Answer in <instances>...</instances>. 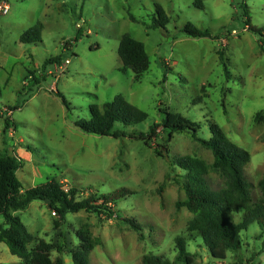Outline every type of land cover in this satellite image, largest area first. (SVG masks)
I'll list each match as a JSON object with an SVG mask.
<instances>
[{
    "label": "rangeland",
    "instance_id": "obj_1",
    "mask_svg": "<svg viewBox=\"0 0 264 264\" xmlns=\"http://www.w3.org/2000/svg\"><path fill=\"white\" fill-rule=\"evenodd\" d=\"M195 1L6 0L9 12L0 17V154L23 160L16 172L23 189L56 179L64 189L76 188L77 200L122 188L132 192L112 207L115 217L80 211L68 213L63 224L46 202L32 201L15 213L33 236L29 252L39 240L57 243L62 231L71 241L87 228L97 240L89 264H143L144 257L152 256L185 264L176 261L174 242L187 236L193 215L175 206L185 194L174 180L181 172L170 161L190 156L210 165L213 157L188 132L169 137L158 130L148 146L130 137L147 135L166 109L197 122L201 128L195 137L210 138L209 124L215 123L247 151L244 177L252 185L253 202L259 200L257 184L264 176V0H200L202 8ZM155 5L169 18L165 28L150 27ZM186 23L208 30L211 38L186 36L181 32ZM36 26H41L40 40L20 42ZM123 35L141 42L148 57V69L137 82L117 54ZM55 58L57 62H48ZM118 95L147 115L135 125L115 123L113 129L125 136L86 134L75 126V121L89 119L90 105L102 110ZM206 180L212 190L224 183L215 172ZM233 216L238 223L242 212ZM124 217L134 218L142 232L120 220ZM240 239L241 248L227 251L223 260L212 259L200 238L188 242L187 250L193 264H264L260 227L250 224ZM50 255L52 260L59 256L55 251ZM61 257L63 264H73L70 254ZM0 264L22 260L0 242Z\"/></svg>",
    "mask_w": 264,
    "mask_h": 264
},
{
    "label": "trees",
    "instance_id": "obj_2",
    "mask_svg": "<svg viewBox=\"0 0 264 264\" xmlns=\"http://www.w3.org/2000/svg\"><path fill=\"white\" fill-rule=\"evenodd\" d=\"M6 0H0V2ZM195 6L202 8L200 0L195 1ZM155 15L150 27L165 28L169 18L163 9L155 5ZM130 19L134 20L132 16ZM249 20L246 19V25ZM252 27H249L251 29ZM41 26H36L20 36V42L30 43L40 40ZM181 32L192 38H204L211 35L208 30L198 29L192 23H186ZM118 57L123 68H130L134 73V81L147 71L149 62L144 45L123 35L117 49ZM57 62V58L48 62ZM226 69V67H225ZM227 71V70H225ZM35 80V79H34ZM37 83V80L34 81ZM2 91L0 87V98ZM62 104L69 111V105L63 97ZM5 110H13L11 107ZM90 117L88 120L79 119L75 126L86 134L97 136H110L120 138L125 136L121 131L114 130L115 123L124 126L135 125L143 122L147 115L143 111L128 103L122 96H116L110 103L104 104L100 110L96 105L89 106ZM164 117L159 123H154L149 128L147 135H130L139 138L148 146L149 142L159 136L158 130L168 133L188 132L201 147L211 152L213 161L210 165L204 161L190 156H176L170 161V167L177 169L174 180L182 185L185 199L176 202V207H184L193 218L187 225V236H177L174 242L176 261L193 264L192 256L187 250V243L200 238L202 245L207 249L210 257L223 260L227 251L236 252L241 248L240 233L247 227L256 223L264 236V176L258 181L260 197L258 201L252 200V185L244 177V167L250 161V154L232 143L215 123L209 124L210 138L199 139L195 137L200 130L197 122L191 121L178 113L163 110ZM8 126V123L6 124ZM159 156L162 152L156 150ZM23 160L0 154V242L7 245L9 252L22 260V264H63L61 255L68 253L73 264H89L88 257L97 245V240L90 238L87 228L77 231L74 240L67 241L65 234L59 233L57 243H47L39 240L29 252L27 244L33 240L16 212L24 210L32 201L46 202L48 208L60 222L65 221L68 213L83 211L106 219L115 217L112 207L116 202L130 195L132 192L122 188L110 194L98 195L90 193L86 198L76 199V188L64 189L61 181L50 179L37 186L23 189L16 177V172L21 167ZM210 172L218 173L224 183L219 190H212L206 180ZM242 212L241 221L236 223L233 214ZM118 218V217H117ZM141 233L142 226L134 218L120 219ZM63 222L61 224H63ZM60 224V223H59ZM57 226V225H56ZM59 256L51 259V252ZM143 264H172L161 256L144 257Z\"/></svg>",
    "mask_w": 264,
    "mask_h": 264
},
{
    "label": "built area",
    "instance_id": "obj_3",
    "mask_svg": "<svg viewBox=\"0 0 264 264\" xmlns=\"http://www.w3.org/2000/svg\"><path fill=\"white\" fill-rule=\"evenodd\" d=\"M8 12H9L8 4L5 1L0 2V17L7 15Z\"/></svg>",
    "mask_w": 264,
    "mask_h": 264
}]
</instances>
